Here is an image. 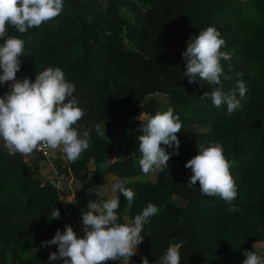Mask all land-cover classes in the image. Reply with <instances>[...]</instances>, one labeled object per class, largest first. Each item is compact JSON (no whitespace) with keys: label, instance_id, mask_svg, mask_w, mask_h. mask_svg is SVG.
<instances>
[{"label":"trees","instance_id":"1","mask_svg":"<svg viewBox=\"0 0 264 264\" xmlns=\"http://www.w3.org/2000/svg\"><path fill=\"white\" fill-rule=\"evenodd\" d=\"M142 1L146 7L133 3L132 17L125 25L97 15L91 20L77 19L61 11L53 20L24 34L9 26L0 45L9 36L25 41V56L20 58L25 78L34 82L39 71L59 67L66 81L75 85L73 97L84 116L73 127L81 135L90 130V145L74 162L57 159L56 165L58 172L69 171L80 179L87 202L97 197L95 189L105 171L119 177L142 172L133 156L138 154L137 138L143 134L142 121L133 117L137 109L148 117L171 107L179 116L178 154L175 146L162 145L171 154L165 168L170 167L171 172L159 170L154 181H124L135 193L131 207L120 194L121 223L125 209L131 221L149 202L158 208L144 225L139 245L143 253L136 258L137 264H142V257H147L149 264H158L170 244L180 246V264H243L252 241L264 240V0H252L261 16L258 21L247 18L241 0ZM208 26H214L225 41L221 51L232 54L230 61L221 60L224 74L220 85H209L199 77L190 83L184 74L182 53L187 42ZM125 37L131 46L125 45ZM238 81L244 82L247 92L241 98L237 90L241 106L231 114L226 104L217 108L210 99H200L216 87L225 92L235 89ZM8 89V84H0V97ZM155 92L165 93L166 99L153 95ZM96 124L127 126L128 134L118 153L128 156L105 168L97 165L88 174L89 159L105 161L114 150L109 138L96 133ZM196 125L209 129L200 131ZM209 142L220 143L230 163L237 190L235 212H230L229 204L219 197L203 195L199 182L192 187L187 184L192 172L185 164L198 154V145L207 147ZM36 170L37 164L27 163L21 154L9 155L7 149L0 148V204L26 200L51 240L57 230H65L59 220L65 217V210L56 179L42 182L35 176ZM55 208L60 210L58 219L51 215ZM2 242L18 250L22 241L0 221ZM51 246L58 250V245ZM50 253L49 246L42 247L20 264H49ZM51 264H63V260Z\"/></svg>","mask_w":264,"mask_h":264},{"label":"clouds","instance_id":"2","mask_svg":"<svg viewBox=\"0 0 264 264\" xmlns=\"http://www.w3.org/2000/svg\"><path fill=\"white\" fill-rule=\"evenodd\" d=\"M63 6V0H0V38L5 36L9 26L20 34L40 27L56 18ZM224 44L214 26L199 30L198 35L189 39L182 55L186 67L184 74L190 83L196 82L199 77L209 85L221 84L220 78L224 74L221 60L230 61L232 56L229 52L221 51ZM24 45L25 41L17 36L7 37L0 45V84L13 82L9 85V91L0 97V141L9 155L19 153L27 158L44 145L62 153L67 161L74 162L90 145V130L83 131L81 135L73 127L84 116L73 97L75 85L66 81L65 73L59 67L39 71L34 82L29 78L17 80L20 58L25 56ZM237 90L243 98L247 92L243 81H238L237 88L228 92L222 87L213 88L200 99H210L217 108L226 104L231 114L241 106ZM69 97L71 99L66 103ZM140 120L143 134L137 138L139 167L145 175L155 170L163 172L168 167L171 154L162 145L169 148L175 146L178 154L180 141L177 134L182 128L180 118L169 107L165 112L148 116L146 121ZM95 131L104 137L105 125L96 124ZM185 167L192 172L187 182L189 187L199 182L203 195L224 200L229 204L230 212L238 210L233 204L237 197L236 183L220 143L209 142L207 147L198 145V154L187 161ZM90 191L93 193V189ZM110 191L118 195L104 199L109 192L108 184L96 187L95 195L100 200L90 199L87 210L81 213L82 237H78L69 224L65 225L63 232L57 230L51 240L42 242L45 248L58 245V250L49 255V264L58 259L63 260V264H106L110 260L129 264L143 242L141 233L144 225L157 214L158 208L149 202L131 221L121 223L118 215L120 194L127 199V206L131 207L135 193L118 179L111 184ZM66 202L73 203V200L67 196ZM51 215L53 219H58L60 210L55 208ZM179 247L178 244H170L158 264H180ZM244 255L243 264H264V256L256 251H245ZM142 264H149L147 257H142Z\"/></svg>","mask_w":264,"mask_h":264},{"label":"rangeland","instance_id":"3","mask_svg":"<svg viewBox=\"0 0 264 264\" xmlns=\"http://www.w3.org/2000/svg\"><path fill=\"white\" fill-rule=\"evenodd\" d=\"M133 3L141 5L142 8L146 7L142 0H63L62 12H66L68 17L86 20H91L93 15L102 16L125 25L132 17L131 5ZM241 9L247 18L254 21L261 20V16L256 11L252 0H241ZM124 42L125 45L131 46L126 37ZM153 95H157L161 100L166 99V95L163 92H155ZM142 114L143 116L140 117ZM133 117L138 119L140 117V119L144 120L147 118L144 111L140 108L137 109L135 115L133 114ZM105 128V136L112 142H124L127 137V126L119 128L105 126ZM196 128L197 130L205 131L209 129V126L196 125ZM158 171L155 170L147 175L143 174L139 179L153 181L157 178ZM164 172H171L170 167L167 170L164 169ZM173 197L176 196L173 195ZM175 201L178 203L184 202L178 198H175ZM59 220L63 227L70 224V221H67L66 218L62 217ZM0 221L7 224L10 232L15 233L17 238L21 239L20 245L23 244L22 247L19 245V249L16 250L13 244L2 242L0 244V264H20L38 252L42 248V242L49 240L47 231L39 222L38 214L30 209L26 204V200L17 199L9 206L0 204ZM255 244L256 247L254 249ZM49 247L51 252L57 251L51 245ZM251 247V251H256L259 255L264 256V240L252 241Z\"/></svg>","mask_w":264,"mask_h":264},{"label":"crops","instance_id":"4","mask_svg":"<svg viewBox=\"0 0 264 264\" xmlns=\"http://www.w3.org/2000/svg\"><path fill=\"white\" fill-rule=\"evenodd\" d=\"M26 77V73L23 69H21L19 72H17V80L24 79ZM13 83L12 81L8 82L9 85ZM9 91V89L6 91V93ZM5 93V94H6ZM114 144V150L109 153L107 159L105 161H96L95 159L91 158L86 162V171L88 174H91L97 165H99L102 168H105L110 162L114 160H121L124 157L128 156V154H121L118 153V149H121L123 147L124 142H112ZM0 148H4L3 142L0 141ZM136 164L139 165V159L140 154L134 153L133 154ZM51 159L53 160L54 167L58 171V166L56 165V160L61 159L62 161H67L60 152H55L51 150ZM24 160L29 164H37V170L35 172V176L41 180L42 182L46 181V179L54 177L55 171L52 168V166L44 160V158H40L39 154L37 152L33 151L32 154H30L27 158L23 156ZM62 174L61 179L56 184V189L58 196L60 198V201L62 203V206L65 210V217L67 221H70V225L73 227L74 231L77 233L78 237H82L83 233V222H82V216L81 213L84 212L87 209L88 202L83 197V189L84 185L80 181V179L76 176H73L72 180L69 174V171H66L64 173L59 172ZM141 176H143L142 172H139L134 177L130 176H124L119 177L116 173L113 171H105L103 174V177L101 181L98 183V186H104L108 184L109 192L107 195H105L103 198L107 199L109 196L114 195L115 193H112L110 191L111 184L115 182V180H122V181H130L132 179H139ZM144 181V180H141ZM149 181V180H146ZM154 181V180H153ZM67 196L73 200V203H67L66 198ZM64 198V199H63ZM94 200L99 201L100 197H96ZM122 217L124 220V223H128L130 221L128 211L125 209L122 211ZM143 251L138 246L136 255L132 256L130 258L129 264H137V257H141ZM110 264H125V262H121L120 260L111 261Z\"/></svg>","mask_w":264,"mask_h":264},{"label":"built area","instance_id":"5","mask_svg":"<svg viewBox=\"0 0 264 264\" xmlns=\"http://www.w3.org/2000/svg\"><path fill=\"white\" fill-rule=\"evenodd\" d=\"M70 99L71 98L69 97L65 102L67 103L68 100H70ZM34 151L37 152V154L42 155L44 160L47 161L52 166V168L55 171L54 178L56 179V184H57L59 182V180L61 179L62 174H60L54 167V162L50 157L51 156V150L48 149L46 146L41 145L37 150H34Z\"/></svg>","mask_w":264,"mask_h":264},{"label":"water","instance_id":"6","mask_svg":"<svg viewBox=\"0 0 264 264\" xmlns=\"http://www.w3.org/2000/svg\"><path fill=\"white\" fill-rule=\"evenodd\" d=\"M68 98H66V100H67ZM70 177H71V180H72V178H73V175L70 173Z\"/></svg>","mask_w":264,"mask_h":264}]
</instances>
